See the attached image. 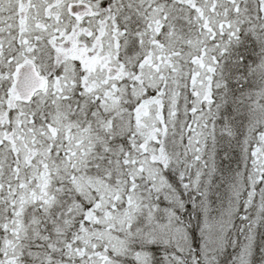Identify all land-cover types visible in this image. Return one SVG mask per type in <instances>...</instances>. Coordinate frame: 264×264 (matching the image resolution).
Here are the masks:
<instances>
[{
    "label": "snow or ice",
    "instance_id": "obj_1",
    "mask_svg": "<svg viewBox=\"0 0 264 264\" xmlns=\"http://www.w3.org/2000/svg\"><path fill=\"white\" fill-rule=\"evenodd\" d=\"M0 264H264V0H0Z\"/></svg>",
    "mask_w": 264,
    "mask_h": 264
},
{
    "label": "rangeland",
    "instance_id": "obj_2",
    "mask_svg": "<svg viewBox=\"0 0 264 264\" xmlns=\"http://www.w3.org/2000/svg\"><path fill=\"white\" fill-rule=\"evenodd\" d=\"M221 159L223 160V154H221ZM228 251L231 252L232 249H229Z\"/></svg>",
    "mask_w": 264,
    "mask_h": 264
},
{
    "label": "trees",
    "instance_id": "obj_3",
    "mask_svg": "<svg viewBox=\"0 0 264 264\" xmlns=\"http://www.w3.org/2000/svg\"><path fill=\"white\" fill-rule=\"evenodd\" d=\"M232 166L234 167L235 165ZM224 167H228L227 162L224 163Z\"/></svg>",
    "mask_w": 264,
    "mask_h": 264
}]
</instances>
